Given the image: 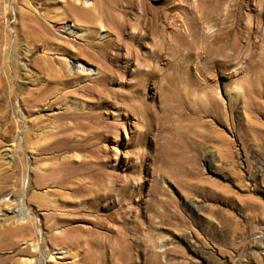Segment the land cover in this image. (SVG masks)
<instances>
[{
    "label": "rangeland",
    "instance_id": "rangeland-1",
    "mask_svg": "<svg viewBox=\"0 0 264 264\" xmlns=\"http://www.w3.org/2000/svg\"><path fill=\"white\" fill-rule=\"evenodd\" d=\"M201 1L148 0L156 20L150 29L153 34L144 49L132 41L130 56L134 52L148 56L160 49L159 59L131 60L126 48L117 58L119 52L110 49L109 81L98 85L92 81L98 76V65L82 58L81 68H90L92 72H87L92 76L72 69L83 79L61 90L57 102L34 113L48 115L45 139L50 143L61 123L59 114L66 109L74 113L75 120L64 122L78 127L73 140L79 146L73 151L51 149L43 163L26 162L25 181L18 185L21 192L10 189L0 202L12 203V216L13 210L22 209L28 178L35 180L43 166L49 180L65 175L54 169L68 159L73 168L67 174L81 164L84 169L78 173L90 171L100 194L98 213L86 216L93 225L79 222L85 215L75 208L83 197L53 186L34 189L26 198L39 195V200L25 204L22 221L33 220L35 239L28 235L27 240H18L17 251L27 252L7 264H73L75 259L88 261L91 251L102 255L105 246L111 254L125 233L131 238L134 234L125 231V220L131 227L137 223L142 240L140 253L130 246L131 264H264V250L258 247L264 241V141L253 142L247 130L249 120L264 126V118L253 115L245 104L247 86L258 84L264 68V23L255 19L261 0H238L243 16L237 22L243 32L239 38L234 33L227 38L232 0L213 12ZM62 4L59 0L51 9ZM139 12L131 11L128 17L132 26L124 32L126 41L130 33L138 32ZM58 23H50L57 33L63 25H74L71 19ZM100 31L96 41L107 28ZM172 36L175 42L169 44ZM184 36L189 42L182 43ZM173 51L170 64L177 74L175 83L158 72L167 68ZM18 112L23 114L19 105ZM25 117L18 119L21 127ZM20 130L16 135L22 139ZM34 151L29 148L23 156L27 160ZM90 181L86 175H76L67 186H90L86 183ZM47 191L55 192L47 196ZM36 200L47 209L38 207ZM3 218L0 213V224ZM62 220L69 222L62 226ZM54 222L57 226L49 230ZM226 227L232 235L221 233ZM67 228L75 230L66 232ZM224 234L228 238L222 241L218 235ZM79 237L76 246L70 238Z\"/></svg>",
    "mask_w": 264,
    "mask_h": 264
},
{
    "label": "bare ground",
    "instance_id": "bare-ground-1",
    "mask_svg": "<svg viewBox=\"0 0 264 264\" xmlns=\"http://www.w3.org/2000/svg\"><path fill=\"white\" fill-rule=\"evenodd\" d=\"M232 1L231 7H234V9L230 10L229 8L228 10V13L230 12L228 17L232 18V25L228 27L227 38L232 33H234L235 37L243 33L237 26V22L242 20L243 17L238 11V8L242 7V3L238 2V0ZM58 2L59 0H0V197L10 189H12L11 191L14 194L21 192L18 185L25 181L26 162L28 164L34 162L43 163L48 160L51 149L59 148L64 151H73L79 146L73 140L74 130L78 127L65 125L64 122L67 119L75 120L76 115L74 113L66 109L62 114H59L57 118L61 123L53 133L55 138L51 143L45 139L47 135L46 128H48L45 122L49 119L48 115L36 116L34 113L43 110L45 106L48 107L50 104L57 102L59 100L58 93L61 90H65L73 83L77 84L83 79L80 72L77 74L78 71L73 72L72 69L77 68L82 72H92L90 68H81L84 63L80 59L83 58L87 62L98 65V76L93 78L92 81L98 85H107V80L109 81L108 78L110 77L108 72L113 66V59L109 58L110 49L118 51L117 58H120V52H123L126 48L129 59L131 57V60L136 59L138 62L140 60L147 61L152 57L159 59L162 56L160 49H155L148 56L135 52L133 56L132 54L130 56L129 44L132 41L138 47L144 49L145 41L153 34L150 29L156 23V20L151 17L148 0H63L62 7L51 9V5ZM201 2L213 12L219 10L225 0H202ZM258 6L260 10L257 11L255 19L258 23L262 21L264 23V0H261ZM137 10H140L138 20L135 23L138 32L135 34L130 33L129 41H126L124 32L132 26L130 23L132 18L128 19V17L131 11ZM70 19L74 22V25L59 27L58 31L61 30V33H57L50 26L53 21L58 23ZM78 28H83V30L76 31ZM101 28H107V32L105 34L101 33L99 36L101 40L96 41V36L101 32ZM248 33L250 36V32ZM72 35L75 38H71ZM78 39L80 41L83 39V42L79 43ZM170 39L169 44L175 42L174 36L170 37ZM186 42H189V40L184 36L182 43ZM172 49L174 50V48ZM174 57L175 52L173 51L171 59L167 61V68L158 69V72H163L170 76L173 83L177 79V74L175 77L174 72H172L173 65L170 64ZM261 63L263 64L264 62ZM89 72L86 74L88 78L92 76ZM20 79H27L28 83L20 82ZM259 80L258 84H249L247 86L245 104L253 115L264 118V68L259 73ZM112 81H115V78ZM53 98L56 99L51 101ZM17 100L18 104L16 103ZM18 105L23 110L22 115L18 112ZM24 116L26 117L22 121L23 126L21 127L18 119ZM247 128L251 136L255 138L253 142L264 141V126H258L256 122L249 120ZM16 129H21L20 135L22 139H19L16 135ZM29 148L35 151L32 157L26 160L23 152ZM71 162L67 159L54 169V172L65 173V175L62 174L58 178L49 180L45 166L41 167L43 171L38 173V175L36 174L35 180L29 177L28 185L25 189L26 195L24 194L22 197V209L19 211L13 210L12 216L9 214L12 203L7 201L0 202V213H3L4 216L1 220L2 224H0V264H7L8 261L13 260L16 256L27 252V249L17 251L18 240H27L28 235H32L35 239L34 234L36 232L33 220L29 219L26 223L22 221L25 204L35 201V195L30 196V199L26 198L34 189L41 190L45 186H53L70 190L75 196L83 197L81 200L82 204L75 208V212L83 213L85 217H81L78 221L94 224V221L87 219L86 216L98 213L96 205L100 194L96 192L92 185L93 177H91L90 171L85 170L78 173L81 169H84V167L82 168L84 164H81V168L79 165L75 166L79 168L75 172L66 173L68 169L73 168ZM76 175H86L91 180L86 182L90 186L83 183L77 187L67 186V184L70 185L69 183L73 182V178ZM12 182H14L13 186L10 184ZM53 192L55 191H47L45 194L48 196ZM105 197L109 199L108 196ZM37 200L38 207L47 209L46 204ZM67 222L69 221L62 220V226H66ZM130 223L125 220V231L129 234L134 233L132 238L125 233L122 243L115 245V249L111 250V254L108 253L109 249L105 246V252L103 251L102 255L96 256V253L91 251L88 261L85 260L86 258L75 259L73 264H105L108 261L111 264H131L129 261L130 248L133 247L134 250L140 253L142 240L137 236L140 227L136 222L131 227ZM57 224L58 222L52 223L49 226V230L53 229ZM227 228L220 229L221 233H226ZM229 228L231 230V227ZM70 230H75V228H67L66 232ZM228 233L231 234L230 231ZM226 235L224 234L225 237L223 235L218 236L222 238V241H225L228 238ZM55 239L58 238L56 237ZM70 239L72 243H76V246L80 244L81 237ZM258 247L264 250V241ZM115 254L117 255L116 258ZM26 262L28 263L29 261Z\"/></svg>",
    "mask_w": 264,
    "mask_h": 264
}]
</instances>
